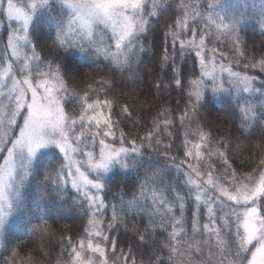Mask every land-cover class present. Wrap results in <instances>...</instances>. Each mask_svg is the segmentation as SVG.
I'll return each instance as SVG.
<instances>
[{
	"label": "snow or ice",
	"instance_id": "1",
	"mask_svg": "<svg viewBox=\"0 0 264 264\" xmlns=\"http://www.w3.org/2000/svg\"><path fill=\"white\" fill-rule=\"evenodd\" d=\"M219 3L208 0L204 12L199 0H180V15L165 33L171 38L173 55L165 49L163 61H173L174 83L184 88L175 66L179 45L181 56L198 61L199 76L187 83L188 103L179 117L170 119L171 110L162 109L149 131L130 139V133L119 127L120 121L112 118L115 101L107 99L105 91L111 81L101 79L82 94L70 90L62 64L37 51L34 35L46 24L55 32L57 49L102 57L113 69L132 72L144 52L140 37L148 31L150 18L166 10V0H0V21L7 20L10 29L7 44L0 49V247L8 248L26 190L47 156L59 164L50 171V165H45L39 191L43 193L47 185L61 194L73 190V203L88 216L84 234L75 242L67 238L68 259L61 264H137L131 246L118 248L110 233L118 222L124 223V215L143 213L148 201L151 211L145 233H155L156 217L159 229L167 231L159 253H153L156 264H264V159L252 172L240 173L229 162L226 141H213L198 122L191 127L209 89L214 94H235L242 131L264 121V110L258 111L252 102L257 96L264 98V79H260L264 57H252L243 64V71L234 70V63L239 66L246 59L235 38L240 21L216 13ZM229 37L231 61L228 52L209 43ZM248 70H258L257 75H249ZM70 91L79 100L78 114L66 108ZM260 108L264 109V100ZM121 111L132 115L127 105ZM176 123L183 130L184 158L179 162L167 154L172 144L163 143L164 133L173 138ZM160 148L169 163L146 169L151 176L145 175L129 199L120 194L119 206L106 203L101 193L113 170L139 173L145 151ZM172 168L185 177L183 189L158 186L164 184L165 170ZM188 200L194 206L190 227L185 216ZM109 211L111 219L106 223ZM138 235L142 242L146 240L145 234ZM30 261L31 257L22 259L21 264Z\"/></svg>",
	"mask_w": 264,
	"mask_h": 264
},
{
	"label": "trees",
	"instance_id": "2",
	"mask_svg": "<svg viewBox=\"0 0 264 264\" xmlns=\"http://www.w3.org/2000/svg\"><path fill=\"white\" fill-rule=\"evenodd\" d=\"M195 2V0H193ZM201 11H207L208 0H199ZM180 0H166V10L158 16L151 17L148 31L141 35L140 42L144 45V52L140 54V62L134 63L132 72L118 71L103 58L97 59L94 55H86L78 50L65 52L57 49L54 44V31H49L47 25L41 26L42 31L34 35V43L37 51L48 60L61 63L65 73V80L70 90L83 93L88 85L98 86L101 79L111 81V87L106 88V98L115 101L112 110V118L120 121L119 127L129 138L142 136L150 130L152 121L162 109H170V119H176L185 110L188 103L187 83L190 79L199 76L198 61L181 56L179 45L175 50V66L181 74L185 87H177L173 80V61L167 64L163 61L165 49L170 57L173 55L171 38L165 36L169 25L173 24L180 15L178 7ZM170 5V7H169ZM215 12L226 18L235 16L240 24L236 39L240 48L245 53L246 59H241L239 66L235 63V71H243V64L251 61L252 57L259 60L264 57V11L261 9V0H220ZM3 21V20H2ZM0 21V27L3 26ZM7 30L5 26L0 29V45H5ZM210 46H218L220 50L229 53V61L232 57V38H222L221 41H211ZM258 70H248L249 75H257ZM131 77V78H130ZM227 74L224 79L227 80ZM260 79H264L261 76ZM160 84L157 88L156 85ZM256 86L260 87L259 79ZM93 98H95L93 96ZM103 98V97H102ZM264 100L262 97L253 98L252 102L257 106ZM127 105L131 111V117L122 114V106ZM66 108L74 114L79 113L80 103L76 96L68 94ZM192 128L196 122L203 129L210 132L213 141H226L228 143L229 162L240 173H249L256 167L261 159H264V121L251 124L245 130L240 129L241 118L235 99V94L227 92L213 93L210 89L204 94L197 113L193 117ZM163 133V129L161 130ZM172 139L163 135V143L172 144L169 156H176L177 162L183 159V130L179 123L172 129ZM139 142V141H138ZM145 163L139 173L127 172L116 168L110 174L107 187L101 196L106 203L120 204L119 195L123 194L129 199L137 190L145 175L151 176V171L146 169L162 167L169 161L164 160V149L158 151L148 149L144 153ZM215 160V158H213ZM58 159L43 157L37 166L36 174L30 186L26 190L25 205L17 213L15 226L10 233V244L7 249L0 247V264H21V260L31 257L30 264H61L68 259L64 251L67 246V238L74 242L84 234L88 216L85 215L78 203L73 200L76 193L68 190L59 193L53 185H47L41 193L39 186L44 179L45 165H50L48 170L57 167ZM219 167V164H217ZM185 177L178 173L175 168L165 170V187L172 184L177 189H183ZM186 191V189H184ZM191 200L187 201L185 216L188 218L189 227L193 211ZM151 211V202L139 215H124V223H117L114 231L110 233L117 239L118 248L131 246L137 260V264H156L154 252L159 253L161 244L165 242L167 231L159 229V217H156L157 228L155 233H145V227L149 224L147 213ZM178 214V213H177ZM111 219L109 211L105 222ZM206 222V213L201 212V223ZM170 231V229H168ZM138 233L145 234L146 240L141 241ZM15 250L16 255L13 254ZM167 257V252L163 253Z\"/></svg>",
	"mask_w": 264,
	"mask_h": 264
},
{
	"label": "rangeland",
	"instance_id": "3",
	"mask_svg": "<svg viewBox=\"0 0 264 264\" xmlns=\"http://www.w3.org/2000/svg\"><path fill=\"white\" fill-rule=\"evenodd\" d=\"M2 23H3V26H5V28L7 30V37H8L9 31H10V29L8 28V22H7V20H3ZM3 26H1V27H3ZM1 27H0V29H1ZM6 44H7V38L5 40V45ZM5 45L4 46L0 45V49H3L5 47Z\"/></svg>",
	"mask_w": 264,
	"mask_h": 264
}]
</instances>
